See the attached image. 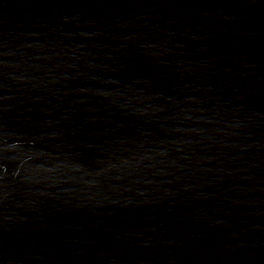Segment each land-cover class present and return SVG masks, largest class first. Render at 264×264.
I'll return each mask as SVG.
<instances>
[{"label": "water", "instance_id": "obj_1", "mask_svg": "<svg viewBox=\"0 0 264 264\" xmlns=\"http://www.w3.org/2000/svg\"><path fill=\"white\" fill-rule=\"evenodd\" d=\"M0 264H264V0H0Z\"/></svg>", "mask_w": 264, "mask_h": 264}]
</instances>
